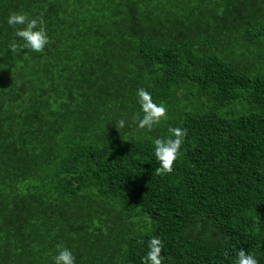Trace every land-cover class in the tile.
Here are the masks:
<instances>
[{
  "label": "trees",
  "instance_id": "1",
  "mask_svg": "<svg viewBox=\"0 0 264 264\" xmlns=\"http://www.w3.org/2000/svg\"><path fill=\"white\" fill-rule=\"evenodd\" d=\"M12 12L43 14V53L9 50ZM154 236L164 264H264V0H0V264H142Z\"/></svg>",
  "mask_w": 264,
  "mask_h": 264
},
{
  "label": "clouds",
  "instance_id": "2",
  "mask_svg": "<svg viewBox=\"0 0 264 264\" xmlns=\"http://www.w3.org/2000/svg\"><path fill=\"white\" fill-rule=\"evenodd\" d=\"M9 26L16 29L15 36L23 43L13 41L8 47L12 53H17L22 49H30L36 53H43L45 47L51 42L48 36L43 14L29 18L23 12H12L7 18ZM137 102L140 105L142 118L139 114L133 116V121L137 123L138 129H146L151 132L155 126L168 119L167 107L161 103L153 101L152 94L144 88L138 89ZM126 121L120 119L115 123L119 131L125 127ZM167 138L154 139V155L159 163L155 169L157 176H165L174 171V165L181 155V146L187 137V129L180 127H169ZM148 252L142 258V264H164L162 250L163 241L158 237H152L148 241ZM57 254L53 257L54 264H76L75 256L72 251L62 244H57ZM227 255V253L225 254ZM235 264H258V260L250 252H245L240 248L236 251Z\"/></svg>",
  "mask_w": 264,
  "mask_h": 264
}]
</instances>
